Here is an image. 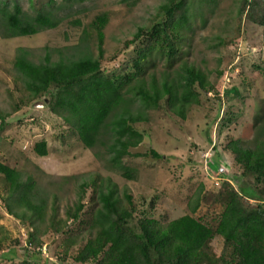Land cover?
<instances>
[{
	"label": "trees",
	"instance_id": "1",
	"mask_svg": "<svg viewBox=\"0 0 264 264\" xmlns=\"http://www.w3.org/2000/svg\"><path fill=\"white\" fill-rule=\"evenodd\" d=\"M71 1L45 0L38 4L27 0L29 10L22 6L21 0H0V37L33 35L55 27L62 19L56 9ZM217 2L162 0L152 16V23L137 26L132 37L125 41L127 46L135 45L136 54L129 65L133 70L109 74L102 66L103 29L110 15L106 10L96 12L84 24L75 44L57 48L56 58L52 59L46 51L34 60L27 48L18 47L12 66L33 100L48 94L47 100L42 99V102L77 132L83 147L97 150L96 155L101 151L108 169L122 178L133 179V170L122 162V158L148 155L130 152L144 136V131L136 128L135 123L145 120L146 110L159 106L162 97L167 108L179 116H183L184 108L197 102L200 95L206 96L209 89L216 93L217 100L221 97V89L230 91L228 95L235 94L232 98L243 99L236 85L213 88L206 73L184 60L171 80L163 78L157 82L152 74L149 80L145 78L146 68L157 58H164L168 67L173 65L177 54L184 51L182 45L190 38L187 33L190 34L194 19L199 16V23L203 25L206 18L202 12L205 9L213 11ZM246 6L248 17L258 25L264 38V0H239L236 7L238 20ZM221 40L224 41L219 38L215 43H222ZM91 42L95 43V54ZM186 45L189 47L188 42ZM259 52L256 55L261 56V63L257 67L264 71L263 46ZM250 88L246 84V89ZM207 99L210 98L207 96ZM257 99L259 105L253 119L243 124L239 134H226L227 139L220 147L240 167V176H249L251 182L240 180L237 187H232L228 176L219 179L221 196L218 198L222 209L213 225L194 216L204 197L201 183L187 202L188 212L164 223L151 215L135 218L132 196L124 190L120 196L110 177L93 176L80 184L76 200L66 206L63 217L57 216L53 205L47 223L41 229L45 202L43 199L37 202L33 178L22 179L17 169L0 161L1 183L5 187V195H0V199L8 214L26 223L23 247L30 252L22 255L17 248H7L0 251V257L7 260L2 264H44L47 257L41 254L45 246L41 238L43 232L65 235L76 229L75 225L68 227V220L76 221V225L82 227L85 205L82 195L86 185H93V196L88 219L82 227L85 241L69 250V245H73L79 235L68 237L57 260L70 257L75 264H264V85ZM234 110L240 113L243 108ZM228 111L233 114L231 108ZM230 122L231 118H227L226 124ZM2 126L0 112V130ZM205 134L210 143L209 131L205 130ZM211 146L216 150L215 144ZM31 149L35 155L45 156L46 142L35 141ZM149 154L159 155L153 149ZM219 154L214 151L210 156L214 163L220 161ZM209 166L212 169L213 165ZM13 205L24 208L17 213ZM218 235L222 239L219 248L211 244ZM3 240H6L5 235L0 236V245ZM34 254L37 258L32 256Z\"/></svg>",
	"mask_w": 264,
	"mask_h": 264
},
{
	"label": "rangeland",
	"instance_id": "2",
	"mask_svg": "<svg viewBox=\"0 0 264 264\" xmlns=\"http://www.w3.org/2000/svg\"><path fill=\"white\" fill-rule=\"evenodd\" d=\"M34 1L38 4L45 2ZM128 1H132V4L129 5ZM161 1L73 0L56 9L62 19L55 27L40 30L33 35L0 37V112L3 115L0 161L17 169L22 179L26 176L33 178L35 198L37 202L40 199L45 202V219L40 223L41 229H44L53 205L57 216L63 217L66 206L76 200L80 184L93 176L110 177L120 196L123 190L129 193L135 207V218L151 215L164 223L188 212L187 202L201 183V195L204 197L194 216L209 225L215 224L222 209L218 198L221 196L219 179L228 176L232 187H237L240 180L251 182L249 176H240V167L233 163L230 154L222 152L220 148L227 139L226 134H239L243 124L253 119L259 105L257 98L264 85V71L257 67L261 63V56L256 55L260 53V47H264V38L259 33L258 25L248 17L247 6L238 20L236 7L239 0H218L213 11L205 9L202 12L206 18L204 24L199 23V16L194 19L190 34L187 33L190 38L182 45L184 51L177 54L173 65L168 67L164 58H157L154 64L146 68L145 78L149 80L152 74L157 82L163 78L171 80L184 60L206 73L213 88L236 85L243 99L232 98L235 94L228 95L230 91L221 89V97L217 100L216 93L209 89L206 96L200 95L198 101L188 104L183 116H179L167 108L162 97L159 106L146 110L145 120L135 123L136 128L144 131V136L136 147L130 148V152H146L148 155L122 158V162L133 170V179L122 178L108 169L101 151L96 155L94 152L97 150L83 147L77 132L42 102V99L47 100L48 94L44 93L39 99L33 100L13 69V57L18 47L27 48L34 60L42 57L46 51L54 59L58 55L57 48L75 44L84 24L96 12L103 10L110 15L103 29L102 66L109 74L131 69L129 65L136 54L135 45L127 46L125 41L132 37L137 26L152 23V16ZM21 4L30 10L27 0H21ZM219 38L224 41L215 43ZM89 44L95 54V43ZM216 71L221 73L217 74ZM246 84L251 86L249 90ZM238 107L243 108L242 112L234 110ZM230 108L233 114L229 113ZM227 118H231L229 124H226ZM205 130L209 131L210 143ZM38 140L46 142L45 156L35 155L31 149L32 144ZM212 144L217 146L216 150ZM150 149L155 150L158 157L149 154ZM214 151L220 152L218 159L221 162L214 163L211 159ZM209 164L213 165L212 169ZM216 167H219L220 172L216 171ZM92 194L93 185H86L82 195L85 203L82 227L85 226L88 210L92 206ZM0 195H5L1 175ZM12 208L20 213L24 207L13 205ZM67 223L69 228L75 225L76 229L57 236L43 232L41 238L45 246L41 254L47 257L44 264H75L70 257L57 260L68 237L76 233L79 235L75 243L69 245V250H74L85 241L86 234L82 227L79 228L76 221L68 220ZM0 226V236H6L0 245L1 252L14 247L19 250V254L30 253L23 247L26 223L8 214L1 199ZM221 241L218 235L211 244L219 248ZM32 256L37 258L35 254ZM3 262L7 260L0 257V264Z\"/></svg>",
	"mask_w": 264,
	"mask_h": 264
},
{
	"label": "built area",
	"instance_id": "3",
	"mask_svg": "<svg viewBox=\"0 0 264 264\" xmlns=\"http://www.w3.org/2000/svg\"><path fill=\"white\" fill-rule=\"evenodd\" d=\"M216 171H217V172H220L219 168L216 167ZM218 182H219V181H218Z\"/></svg>",
	"mask_w": 264,
	"mask_h": 264
}]
</instances>
